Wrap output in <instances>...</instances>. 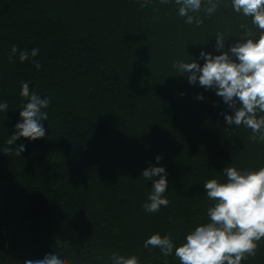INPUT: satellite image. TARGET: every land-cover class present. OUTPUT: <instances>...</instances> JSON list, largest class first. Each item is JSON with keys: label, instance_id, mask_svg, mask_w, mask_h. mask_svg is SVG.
<instances>
[{"label": "trees", "instance_id": "1", "mask_svg": "<svg viewBox=\"0 0 264 264\" xmlns=\"http://www.w3.org/2000/svg\"><path fill=\"white\" fill-rule=\"evenodd\" d=\"M143 3L0 0V103L8 104L0 112V264L54 253L69 264H112V253L180 264L174 252L165 257L144 242L171 234L180 246L209 222L206 181L226 182L225 167H264V139L228 125L221 113L234 112L223 98L173 67L191 59L203 66L201 52L223 54L216 34L228 50L250 18L221 0L212 15L202 6L197 27L179 16L174 0ZM14 45L39 48L41 68L32 57L21 62L19 52L10 62ZM21 82L51 101L46 135L8 145L28 102ZM21 144L26 151L18 156ZM150 166L168 174L170 203L156 213L142 206L153 187L142 179ZM242 264H264V239Z\"/></svg>", "mask_w": 264, "mask_h": 264}, {"label": "clouds", "instance_id": "2", "mask_svg": "<svg viewBox=\"0 0 264 264\" xmlns=\"http://www.w3.org/2000/svg\"><path fill=\"white\" fill-rule=\"evenodd\" d=\"M150 0H144L142 7ZM169 0H161L168 3ZM178 14L185 23L200 27L203 20L199 17L202 9L207 15L214 14L221 0H174ZM231 6L237 14L250 18L251 27L241 24L243 30L239 42L225 50V36L216 34V51L221 55L201 52L205 60L203 66L194 59L182 60L173 64L189 83L199 85L206 90H215L216 95L234 112L224 116L230 126H244L251 130L250 139L256 141L257 135L264 139V0H231ZM195 13L196 15H193ZM255 29L256 31H254ZM258 33V35H257ZM19 52V59L24 62L33 58L37 70L41 68L35 60L39 48L31 51L19 50L15 45L11 49L10 62ZM20 95L28 102L20 111L22 122L16 124L14 134L7 140L8 145L16 144L21 138L35 141L46 135L42 121L48 120L47 109L51 101L30 91L28 82H21ZM198 99L203 100L201 94ZM8 104L0 103V112L6 111ZM5 153L11 149H4ZM26 151L24 144L15 148L16 155ZM162 160L156 157L157 163ZM223 174L226 182L210 179L203 185L206 196L212 201L207 210L209 222L195 227L185 237V242L175 246L171 234L159 233L148 238L143 247L159 249L165 256L173 255L180 264H242L249 257H254L259 242L264 239V167L258 170H238L225 167ZM168 174L164 167L150 166L142 172V179L151 181L153 187L147 201L142 205L148 213H156L161 207H167L169 200L166 192L169 187ZM112 264H141L136 255L125 256L111 254ZM24 264H69L59 253L48 254L42 259L26 260Z\"/></svg>", "mask_w": 264, "mask_h": 264}, {"label": "water", "instance_id": "3", "mask_svg": "<svg viewBox=\"0 0 264 264\" xmlns=\"http://www.w3.org/2000/svg\"><path fill=\"white\" fill-rule=\"evenodd\" d=\"M0 229H1L2 231H4L1 227H0ZM14 264H16V263H14Z\"/></svg>", "mask_w": 264, "mask_h": 264}, {"label": "bare ground", "instance_id": "4", "mask_svg": "<svg viewBox=\"0 0 264 264\" xmlns=\"http://www.w3.org/2000/svg\"><path fill=\"white\" fill-rule=\"evenodd\" d=\"M14 261V260H13ZM16 264H18L16 261H15Z\"/></svg>", "mask_w": 264, "mask_h": 264}]
</instances>
